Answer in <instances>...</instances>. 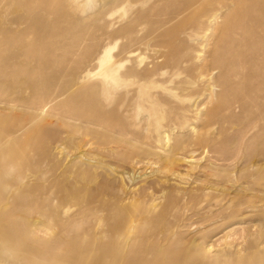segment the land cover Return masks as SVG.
Segmentation results:
<instances>
[{
  "label": "rangeland",
  "instance_id": "rangeland-1",
  "mask_svg": "<svg viewBox=\"0 0 264 264\" xmlns=\"http://www.w3.org/2000/svg\"><path fill=\"white\" fill-rule=\"evenodd\" d=\"M65 1L54 0L69 18L39 40L29 30L36 23H12L31 1L15 0L0 19V252H8L0 264H264V142L251 138L248 124L264 109V0H221L196 40L189 29L178 32L171 43L188 47L186 66L163 61L167 49L148 34L156 18L169 19L158 11L180 0H103L95 16L112 10L93 22L92 12ZM7 5L0 0V9ZM91 28L97 36L88 40ZM25 41L38 43L36 57L58 45L45 71L70 68L78 57L79 71H96L108 50L129 84L103 102L93 79V94L82 90L80 102L62 106L104 124L16 106L12 100L30 93L2 72ZM204 58L209 65L197 68ZM183 79L195 81L183 86L197 93L181 103L167 89ZM77 80L76 90L87 86ZM144 80L155 81L151 91L164 110L159 131L147 111L135 116Z\"/></svg>",
  "mask_w": 264,
  "mask_h": 264
},
{
  "label": "bare ground",
  "instance_id": "bare-ground-1",
  "mask_svg": "<svg viewBox=\"0 0 264 264\" xmlns=\"http://www.w3.org/2000/svg\"><path fill=\"white\" fill-rule=\"evenodd\" d=\"M15 0H8L7 7L0 9V19H3L7 11L9 10V7L12 5V2ZM17 3L22 2L23 0H16ZM32 3H29L23 13L22 16L16 17L12 20L13 24H26V23H32L33 25L36 23L38 25V29H29L30 31H36L35 32V39L39 40L42 36H50V35H56L53 32L55 31V27H60L62 23L66 21L69 16L64 13L65 8L63 6H57L58 3H55L54 0H29ZM63 2L64 0H59ZM103 0H66V8L70 7H76L79 8L80 12H86L90 11L92 14H90L87 18L90 19V22L101 20L103 16H107L110 14L111 9L105 11L103 16H95L96 12H94V9H98L100 6V3ZM34 2V3H33ZM54 2V3H53ZM221 3V0H180L177 1V3L174 4L171 11L168 13H165V10L158 11L157 15L161 16L163 14L168 15L169 19H155V26L151 30H148V34L154 36L156 38L157 42L160 46L166 48V53H162V60L165 62H174V63H182L186 66L188 63V59L186 57L187 49L188 47H182L177 44V46L173 45L171 43L172 39H177V33L181 32L182 34H187L186 30L189 29L191 33L189 38H192V40H196L195 36L198 35V29L200 26L204 25L205 23L208 25H212L214 20L217 17V14L215 13V4ZM33 4V5H32ZM52 4H55L53 6ZM40 6V7H39ZM264 6V3L262 4ZM38 7V8H36ZM18 10V9H17ZM123 12H126V7H122ZM57 15V18L53 22H48L47 16L49 15ZM17 15V14H16ZM15 16V15H14ZM7 18H4L6 20ZM85 20V19H84ZM79 18H75L73 21L75 23L80 24L82 21H84ZM175 20L174 25H167L168 21ZM62 21V23H61ZM226 22H224V27ZM8 25V24H7ZM222 25V26H223ZM111 26V23L109 21L105 22L103 24V29L105 31L108 30V28ZM186 26V27H185ZM188 26V27H187ZM30 31H28L30 33ZM98 31V29H90L86 32L88 40H92L97 36L95 33ZM103 30L102 34H106ZM58 35H62V31L57 32ZM193 36V37H192ZM244 37V36H243ZM84 41V40H83ZM163 42H166L165 45H163ZM168 43V44H167ZM201 43V42H200ZM46 45V44H44ZM43 45V46H44ZM83 45L82 41L79 39L74 40V46L79 51L81 46ZM201 46V45H200ZM14 47H16V51L11 53L9 56L11 59H15L12 63H10L7 68H9L8 72H2L6 80H10L12 82L11 84L14 85L13 87L17 90H28L30 95H20L18 98H15L12 100L14 103H16V106H21L22 108H26L32 111L36 112H48L52 115L57 116L59 119H72V120H79L84 121L90 124H104L105 120L103 119H97L93 118L89 115H83L80 114L77 111H74L73 109L66 111L62 110V106L66 104L67 102H80L81 96L80 93L83 91H89L90 93H94V90L96 87V84H87L90 80H96V82H99V91L103 102H110L112 101V96L109 92L110 89L123 87V83L129 84L127 81H130L126 78V74L123 73H116L113 70V62L109 59V52L108 50L104 52V61L99 62L96 66L97 70H89L87 69L84 72L79 71L78 65L80 64L79 57L77 60H74V66L70 68L65 67H58L56 70H47L45 71V67H47L49 64V59H51L53 52V49H57L58 45H48L45 46V53L44 55H37L35 56V52L38 51V43H34V45L29 44L28 41H25L20 44H16ZM36 48V50H35ZM87 48H85L84 51H86ZM174 51H182L180 54H174ZM129 53H132L130 51ZM51 56V57H50ZM64 57V55L62 56ZM61 57V58H62ZM32 58L35 59V64L32 65L29 60ZM207 58H204L199 67L205 66ZM209 65V64H208ZM209 69H212L210 67ZM81 73H84L81 75ZM187 76V75H185ZM80 77H82L83 82L87 84L85 88H79L76 90L78 85V80ZM198 79H202L203 75L202 73H199V75L196 76ZM196 78V79H197ZM69 80H74V83H69ZM171 81V80H170ZM155 82V81H154ZM153 80H144L137 86V93L139 97V102L137 104V110L135 113L136 117H139L147 111V116L154 118V124L152 125L153 129L155 131H159L160 129V122L163 119L164 116V110L160 109L157 105L155 100L157 99L153 91H151L152 88L155 87ZM195 81H186V80H177V82L174 84L173 88L170 90L167 89L168 94H170L171 97H175L177 101H180L181 103H184L183 101H186L189 99L188 97L192 94L197 93V91H194L191 94L183 85H189L192 86ZM125 84V85H127ZM122 85V86H121ZM207 87L209 86V83L205 84ZM128 86V85H127ZM41 87L44 90H52L50 92H46L43 95L37 94L36 88ZM125 87V86H124ZM191 98V97H190ZM94 100V99H93ZM92 100V101H93ZM91 101V102H92ZM147 104L149 110L144 109V105ZM146 106V105H145ZM56 121V120H55ZM50 123V121H49ZM250 125V130H257L258 131L254 134H252L251 138H262L264 142V109L259 116L253 117L251 119V122L248 124ZM246 127V126H245ZM258 127V128H257ZM256 128V129H255ZM246 129V128H245ZM248 131V132H249ZM252 132V131H251ZM248 134V133H247ZM250 135V134H249ZM4 238L5 234L3 235ZM8 239V238H6ZM261 243V242H260ZM254 242H249V247H254ZM258 243L255 245L257 246ZM238 248V247H237ZM2 256H4V253L8 255V252L4 249L1 250ZM263 258H260L258 264H263ZM132 262V261H131ZM131 262H127L125 264H131ZM93 263V262H92ZM57 264V263H56ZM95 264V263H94ZM123 264V263H122ZM134 264V262H133ZM138 264V263H136ZM251 264V263H249ZM255 264V263H253Z\"/></svg>",
  "mask_w": 264,
  "mask_h": 264
}]
</instances>
